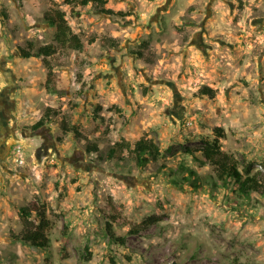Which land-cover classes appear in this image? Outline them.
Here are the masks:
<instances>
[{
	"label": "rangeland",
	"instance_id": "374dc122",
	"mask_svg": "<svg viewBox=\"0 0 264 264\" xmlns=\"http://www.w3.org/2000/svg\"><path fill=\"white\" fill-rule=\"evenodd\" d=\"M107 7L126 16L91 6L80 18L68 15L84 47L50 59L53 93L44 57L19 51L52 43L56 29L44 14L69 6L0 0V264H264V195L239 198L200 163V152L190 153L221 127L223 150L264 180V0H109ZM144 41L153 62L133 54ZM204 85L215 98L199 93ZM47 107L61 115L32 130ZM64 117L81 125L83 138L64 135ZM141 138L164 156L143 169L127 151L124 161L106 159L116 143ZM89 144L100 152L88 153ZM190 170L199 189L183 181ZM34 201L51 221L45 250L12 238L23 230L20 209ZM112 214L125 246L107 236ZM153 216L158 223L129 234Z\"/></svg>",
	"mask_w": 264,
	"mask_h": 264
},
{
	"label": "trees",
	"instance_id": "16d2710c",
	"mask_svg": "<svg viewBox=\"0 0 264 264\" xmlns=\"http://www.w3.org/2000/svg\"><path fill=\"white\" fill-rule=\"evenodd\" d=\"M64 2L69 6V13L60 8H52L44 14V21L46 24L56 29L53 42L39 48L36 47L34 42H29L26 48H21L19 51L20 57L24 59L44 57L46 67L48 68L46 87L48 91L53 93L57 91L51 89L50 85L54 83L56 75L53 72V65L50 59L64 49L74 48L79 50L84 47L80 36L73 32L68 15L73 18H80L83 14V8L91 6L96 7L101 13L107 16H126L121 11L117 12L114 9L108 8L107 5L109 0H64ZM2 14L8 17L6 11ZM113 44L114 46L118 45L115 40ZM150 48V43L144 41L140 49L135 50L133 54L147 63L153 62L154 59H152V56L149 54ZM199 93L211 99L215 98L217 95V91L207 85L202 86L199 89ZM96 110V114H98L99 111L103 110V107L98 105ZM116 110L119 111V109ZM60 115L61 112L59 109L47 107L43 116L32 126V130L37 131L46 127L52 122L54 117ZM61 128L64 135H73L76 139L84 137V131L81 125L71 123L66 117L62 120ZM215 132L217 133L216 137L213 139H206L201 148L190 149L191 155L200 152L204 158L200 163L202 165L209 164L213 166L216 171L217 179L221 185L227 189L233 187V191L238 194L239 198H250L252 193L264 195V180L252 174L251 165L243 172L240 169L238 161L222 148L221 139L226 136L224 129L218 127L215 129ZM126 151L129 156L135 158L137 165L142 169L151 162L159 161L164 156L160 145L153 139L141 138L134 144L126 141L116 143L109 149L106 159L124 161L126 159ZM87 152H100L99 146L97 144H89L87 146ZM199 179L198 173L194 170H190L187 175L183 177V181L189 182L194 189H199L201 187ZM111 210L115 214H119L121 209L112 203ZM115 214H112L110 220L106 221V233L111 242L125 246L127 244V237L118 236L115 231V222L117 219ZM20 218L23 223V230L18 234L13 232V240L15 242L25 243L36 250H45L49 248L51 244L49 236L51 221L47 216L45 206L38 201L31 202L29 205L20 209ZM159 220V217H150L148 221L144 222L143 226L131 229L129 234H140L143 230L158 223Z\"/></svg>",
	"mask_w": 264,
	"mask_h": 264
}]
</instances>
